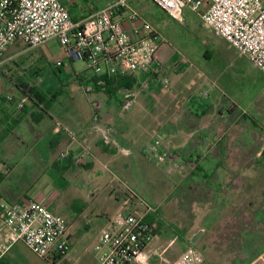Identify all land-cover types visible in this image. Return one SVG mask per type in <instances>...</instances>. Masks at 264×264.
<instances>
[{
	"label": "crops",
	"instance_id": "obj_1",
	"mask_svg": "<svg viewBox=\"0 0 264 264\" xmlns=\"http://www.w3.org/2000/svg\"><path fill=\"white\" fill-rule=\"evenodd\" d=\"M68 1L74 3V0ZM65 5L68 7L67 3ZM88 15L80 14L79 18H74L81 20ZM238 57L247 60L239 54ZM236 62L231 64L233 68ZM174 66L176 63L169 68L176 70ZM161 69L164 68L156 58L152 70L132 77L134 83L129 90L134 98L129 108H125L122 99L117 98L125 89L105 99L99 124L108 133L109 141L97 137L92 130L89 99H81L78 106L72 104L64 109L56 108L55 99L44 112L33 100L21 98L6 107L10 115L0 114V185L15 175L22 156L34 155V159H28L30 168L44 161L47 164L39 166L51 169L56 164L54 155L64 151L68 154L65 156L66 165L56 169L62 173L72 172V177L81 172L75 169L77 166L91 173L92 181L84 198L87 202L95 203L103 190L112 189L109 198H113L117 205L113 214L105 220L100 217L108 216L103 209L92 211L91 219L86 215L88 207L78 214L70 210L73 213L71 218H74L67 221L70 251L67 256L53 260V264H70V253L76 242L72 233L78 235V242L83 247L81 261H85L84 255H88V264H96L105 250L100 244V237L118 220V215L141 212L131 192L158 208L155 218L160 225L146 249L148 264H174L188 248L202 253V264H264V207L256 202L254 206L250 195L240 190L241 186L254 184L258 180L257 175L264 180V160H260L264 148L256 154L257 160L255 157L250 159L243 154L245 149L240 141L245 133L227 139L221 113L215 130H208L207 124V111L215 110L221 101L226 100L229 101V111L236 114L232 127L243 122L248 124L249 129L264 130V73L256 71L255 67L249 71L238 68L231 74L233 78V75H240L241 87H234L231 78L226 80L229 90H224L219 84L210 88L212 99L203 107L193 103V100H186L178 107L179 96L189 91L180 83L184 70L174 72L176 75L172 78L175 82L172 85L171 74L164 75L168 77L167 85L161 89L159 84L163 76L158 74ZM218 75H223V72ZM85 77H88L85 72L76 74L80 85ZM20 91L23 94L22 89ZM229 91H232L231 94ZM223 92L228 95L225 100ZM151 103L156 111L145 110L144 106ZM1 108L5 105L0 104ZM160 110L167 113L162 116ZM168 122L171 128L163 126ZM156 138L161 141V147L153 161H161L167 170L158 169L144 153V149ZM221 151H224L223 163L219 159ZM79 153V157L85 159L83 164L76 163L75 156ZM40 155L44 159H39ZM169 155L177 157L178 165L171 163ZM239 160L245 165L242 169ZM154 167L161 178L160 185L152 173ZM181 167L184 171L177 173V168ZM136 168L150 173L143 186L135 174ZM114 176H117L119 185ZM0 195L9 203L23 200L12 197L5 190H0ZM36 200L53 210L56 198L41 193ZM116 211L119 214L115 215ZM93 217L101 220L99 230L88 236ZM18 244L10 249L1 264H15L12 256ZM43 262L48 264L45 260Z\"/></svg>",
	"mask_w": 264,
	"mask_h": 264
},
{
	"label": "built area",
	"instance_id": "obj_2",
	"mask_svg": "<svg viewBox=\"0 0 264 264\" xmlns=\"http://www.w3.org/2000/svg\"><path fill=\"white\" fill-rule=\"evenodd\" d=\"M131 0H110L81 20H73L62 0H0V68L8 47L17 40L30 49L57 39L65 56L85 64L88 77L81 80L92 109V130L109 141L100 126L104 107L96 93L105 92L106 79L132 78L152 70L162 41L155 29L130 7ZM176 21L183 20L189 7L199 14L204 26L223 39L240 56L264 73V0H150ZM60 65V64H58ZM203 98L208 94L201 93ZM134 95L123 90L129 108ZM161 141L156 138L144 149L156 160ZM168 159L178 165L177 157ZM81 164L84 158L75 159ZM84 162V161H83ZM141 212L122 215L100 237L105 248L96 264H147L146 249L155 235L147 221L157 213L154 206L132 193ZM67 220L37 200L9 203L0 195V264L17 243H23L48 264L68 255ZM202 256L188 248L174 264H201Z\"/></svg>",
	"mask_w": 264,
	"mask_h": 264
},
{
	"label": "rangeland",
	"instance_id": "obj_3",
	"mask_svg": "<svg viewBox=\"0 0 264 264\" xmlns=\"http://www.w3.org/2000/svg\"><path fill=\"white\" fill-rule=\"evenodd\" d=\"M64 1L68 7H66ZM62 2L70 12L71 17L79 18L80 14L88 15L93 13L94 10L101 9L110 0H74V3L63 0ZM129 4L133 10L139 13L146 22L157 30L160 41H162L156 54L158 62L165 69H161L158 73L159 76H163L159 84L161 89H164L167 85L168 77L164 75L171 74L172 85L175 82L172 78L176 75L174 72L180 73L186 67L182 74V82L180 81V83L189 91H185V94L179 96V99H177L178 107H180V103L186 100H193V103H198V105L203 107L205 102L212 99L210 88L219 84L224 90H229L230 87L226 83V80L231 78L234 81V87H241L240 75L239 77L233 75V78L231 73H235L238 68L244 69L245 71L254 68L247 60L239 58L236 51L223 39L217 37L210 28L204 26L199 14L192 11L189 7L184 9L183 20L179 22L165 14L150 0H131ZM10 56L13 57L10 58ZM3 60V65L0 68V104L5 105V108L0 109L1 115L8 116L11 114L6 107L13 105L14 101L20 100L21 98L30 100L26 95L30 87H36L44 93L48 90L51 93L54 92L53 95H55L57 100V109H64L72 104L78 106L79 100L83 99V101H86L89 98L76 78V74L84 72L86 68L85 64L81 61L69 60L64 54L60 41L57 39L50 40L35 49H30L22 41L17 40L8 47ZM234 62H236V66L233 68L231 64ZM172 63H176V66H174L176 70H171V67L169 68ZM255 70L259 71L258 69ZM219 72H223V75L219 76ZM224 73H226L225 77ZM20 89H23L25 92L21 94ZM203 92L208 94L207 98L201 96ZM225 92H223L224 96L221 95L224 100L228 96ZM231 92L229 91V94ZM96 96L102 99L103 102L108 97L105 92L96 93ZM117 98L122 99L123 93L122 95H117ZM220 104L215 110L207 111L208 130H215L219 118L223 115L224 119L222 120L224 129L227 130V139H231L237 134L243 135L245 133L240 138L241 144L245 149L243 154L249 156L250 159L254 157L256 159V154L260 153L264 148V130L249 129L248 124H243V122L239 126L232 127V122L236 114L229 111V101H221ZM153 107L152 103L144 106L146 111H151L152 109L156 111V108ZM161 108L163 109V106ZM227 109L228 111H226ZM160 111L161 113L163 112V110ZM166 113H162V116ZM161 124H164V122ZM163 126H169L171 128V123L168 122ZM228 155L230 157L233 156L231 153H228ZM54 156L56 164L51 169H44L42 167L47 164L44 161L42 164H39L42 166L35 164L30 168L28 159H34V155H25L26 158L22 156L20 164L16 168L15 175L3 185H0V190H5L12 197L22 198L23 200H36L41 193L54 197L56 201L53 205V210H50L55 214L57 212L68 222L74 219L71 218L73 213L70 210L78 203H80L78 207L82 208V210L88 207L87 209L89 210L86 215L90 219L92 217V211H99V209H103L108 215L100 216L101 218L104 217V220L112 215L117 205L113 198H109L112 189L103 190L95 203L91 204L87 202L84 198H86L87 188L92 181L91 173L84 171L81 166L75 168L79 172L81 171L75 177H72L73 175L71 176L72 172H70L71 174L62 173L55 167L60 168L61 165L65 166V156H68V154L63 151L56 153ZM79 156L80 153L75 158H80ZM185 157L187 156L185 155ZM38 158L44 159V156L40 155ZM149 159L155 166L157 165L158 169L165 168L167 170V167H164L161 161L154 162L151 157ZM260 160H264L261 154ZM83 161L80 163L83 164ZM238 163L241 169L245 166L242 160H239ZM177 169V173L184 171V167ZM153 170L154 178L156 181H159L160 185L161 178L158 172H155L156 167ZM259 172L256 171L257 174ZM135 174L137 178L141 179L143 186L144 181H146L150 173L144 171L142 168H136ZM117 176H114V180L119 185ZM161 177L163 178V176ZM256 179L258 180L254 184L248 187L241 186L240 190L243 194L250 195V199L254 201V206L256 202L259 206L264 207V180L259 179L258 175ZM125 190L127 191L128 189L126 188ZM74 214L78 213L76 212ZM117 214L119 212L116 211L115 215ZM121 215L120 213L118 217ZM99 221L101 220L92 218V222L90 223L91 231L88 233V236L94 235L99 230ZM72 234L76 238V242L74 243V250L70 253V264H88V255H84L85 261H81L83 259V247L78 242V235ZM198 252L202 256L203 263L204 256L200 251ZM12 259L15 264H45L43 260L33 254L22 243H19L15 247Z\"/></svg>",
	"mask_w": 264,
	"mask_h": 264
},
{
	"label": "trees",
	"instance_id": "obj_4",
	"mask_svg": "<svg viewBox=\"0 0 264 264\" xmlns=\"http://www.w3.org/2000/svg\"><path fill=\"white\" fill-rule=\"evenodd\" d=\"M82 18H84V17H82ZM73 20L76 21L75 18H73ZM133 83H134V81L132 78H128V79H123V78L106 79V81H105V93L107 94V96L109 98H111L112 96H116V94L122 89H131L133 87ZM22 91H23V93L25 92L23 89H22ZM53 93L54 92L51 93L49 91L44 93L43 91H39L36 87H30V88H28L26 95L29 99L33 100V102L38 107H41L42 111L46 112L49 104H51V102L56 99L55 95H53ZM50 97H52V98H50ZM38 116H42V115L38 114ZM261 155L264 157V150L262 151ZM219 159H220L221 163L224 162V151L220 152V158ZM79 204L80 203L76 204V206L72 210L75 212L82 211V208L78 207ZM155 217H156L155 215L149 216L147 221L153 225L155 232H156L159 228L160 223L158 222L157 218H155Z\"/></svg>",
	"mask_w": 264,
	"mask_h": 264
},
{
	"label": "water",
	"instance_id": "obj_5",
	"mask_svg": "<svg viewBox=\"0 0 264 264\" xmlns=\"http://www.w3.org/2000/svg\"><path fill=\"white\" fill-rule=\"evenodd\" d=\"M196 238V237H195ZM195 242V240L193 239V241H192V243H194Z\"/></svg>",
	"mask_w": 264,
	"mask_h": 264
}]
</instances>
